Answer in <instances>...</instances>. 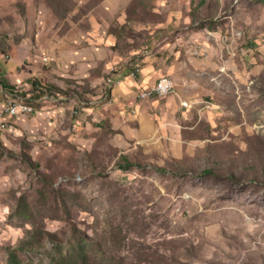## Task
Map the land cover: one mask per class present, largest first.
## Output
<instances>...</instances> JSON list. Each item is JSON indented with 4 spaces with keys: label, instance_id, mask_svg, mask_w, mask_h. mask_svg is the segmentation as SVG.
Wrapping results in <instances>:
<instances>
[{
    "label": "rangeland",
    "instance_id": "374dc122",
    "mask_svg": "<svg viewBox=\"0 0 264 264\" xmlns=\"http://www.w3.org/2000/svg\"><path fill=\"white\" fill-rule=\"evenodd\" d=\"M126 1L0 0L6 59L68 58L72 39L102 24L120 51H157L175 35L179 58L206 78L183 101L177 156L173 135L155 154L107 124L79 132L77 107L56 135L0 131V264H264V0H188L187 22L165 0ZM50 83L49 102L54 89L87 101L86 82ZM7 92L5 104L42 101Z\"/></svg>",
    "mask_w": 264,
    "mask_h": 264
},
{
    "label": "crops",
    "instance_id": "0c3cea01",
    "mask_svg": "<svg viewBox=\"0 0 264 264\" xmlns=\"http://www.w3.org/2000/svg\"><path fill=\"white\" fill-rule=\"evenodd\" d=\"M115 1L117 0H112V4ZM165 1L167 4L165 3L164 6L175 10V14L171 17L175 20L173 22L182 20L187 22L188 16L185 10L189 8L188 0ZM111 8L114 9L112 6ZM160 24L162 25L160 28H175L168 19ZM121 26L119 25L118 28ZM172 28L165 31L173 32ZM173 39L175 35L171 36L170 44L157 51H147L141 47H122L124 51H120L116 44L122 42L117 34L107 25L96 24L89 32L72 39L73 46H69L68 58L46 55L45 52L29 53L27 62L24 63L23 59H11V57L6 59L5 55L0 54V76L3 79L2 88L0 87V110L2 102L7 99L4 97L7 96L9 89L3 84L9 87L18 86L24 92H29L33 87L31 81L40 78V83L35 84L34 87L36 92L44 93L53 81L60 82L54 84L65 89L61 85L62 78L70 77L77 83L86 82L89 86L87 101L73 96L67 102L63 99L64 94L58 89L53 90L56 91L57 102H49L46 93L37 98V100L41 99V102L34 103L31 99L27 100L33 112L14 116L0 114V131L2 134L13 130L26 135H56L59 125L69 117L70 108L77 107L79 112L75 117L74 128L79 132L85 131L84 128L90 127L93 122L107 124L112 129H119L128 134L127 137L135 143V146L140 145L144 151L155 154L162 153L163 135H173L175 143L171 144V148L177 150L178 140L175 136L178 135L177 119L179 114L183 115L186 112L181 101L190 99L195 95V91H202L206 78L194 77L188 64L183 63L179 58L181 53L177 55L174 51ZM135 63L140 64V69L139 73L132 77L130 76L132 71L130 73L129 71ZM53 73L58 78H55ZM107 75H112L121 82L106 87L103 79ZM164 75L172 78L175 85L174 93L144 101L138 100L139 90L152 86L156 80L165 77ZM123 140L126 142L124 137ZM177 154L178 150L172 152L173 156Z\"/></svg>",
    "mask_w": 264,
    "mask_h": 264
},
{
    "label": "built area",
    "instance_id": "2783aa9c",
    "mask_svg": "<svg viewBox=\"0 0 264 264\" xmlns=\"http://www.w3.org/2000/svg\"><path fill=\"white\" fill-rule=\"evenodd\" d=\"M139 73V72H138ZM136 74H132L130 76L134 77ZM115 84H112V75L109 76V86H114ZM168 87H175L174 82L172 79H166L165 75V81H157L150 87L139 90L137 92V95H141V97H149L151 93H156L159 90H165V88ZM181 105L183 107H187V105H183V101H181ZM32 112L27 111L25 108L13 106V105H7L5 102H2L0 114L3 116H14L18 114H31Z\"/></svg>",
    "mask_w": 264,
    "mask_h": 264
},
{
    "label": "bare ground",
    "instance_id": "6f19581e",
    "mask_svg": "<svg viewBox=\"0 0 264 264\" xmlns=\"http://www.w3.org/2000/svg\"><path fill=\"white\" fill-rule=\"evenodd\" d=\"M137 73V69H134L130 75L132 74H136ZM166 79H170V78H167ZM158 81H165V78H161L159 79ZM1 82V80H0ZM104 85L106 87H111L109 86V76L106 77L104 79ZM121 82V80L119 79H114L112 77V84H115V85H118L119 83ZM174 87H168V88H165V90H159L157 91L156 93H151L150 94V98L149 97H141V95H138V99L141 100V101H144V100H147V99H151L152 97L156 96V95H168L169 93H171L173 91ZM7 105H13V106H17V107H21V108H25L27 111L29 112H33V108L31 107L30 104L26 103L23 99H15V100H10ZM76 112V111H75Z\"/></svg>",
    "mask_w": 264,
    "mask_h": 264
},
{
    "label": "trees",
    "instance_id": "16d2710c",
    "mask_svg": "<svg viewBox=\"0 0 264 264\" xmlns=\"http://www.w3.org/2000/svg\"><path fill=\"white\" fill-rule=\"evenodd\" d=\"M37 83H40V80H38V79L32 80L31 84H32L33 87L30 89L29 92H22L21 95L22 96H26L27 93H30L31 95L29 97L30 98H34L35 97V99H37V98L41 97L42 95H44V93H42L40 91L36 92L34 85L37 84ZM3 86H5V87H7L9 89H12V87H9L6 84H3ZM125 162L127 163V165L130 164V163H128V161H125ZM158 169L161 170V171H166V169L164 167H159ZM78 255L80 256L81 260H83V259L85 260V259L89 258L88 251H84L82 249L80 250V252L78 251ZM70 256H73V252H71ZM62 264H67L66 258H65V260L62 261Z\"/></svg>",
    "mask_w": 264,
    "mask_h": 264
}]
</instances>
